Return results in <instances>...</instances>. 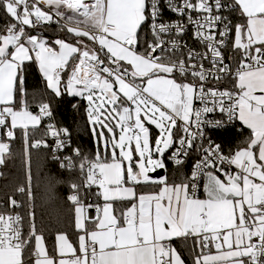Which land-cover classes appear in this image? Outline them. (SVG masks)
<instances>
[{"label": "snow or ice", "instance_id": "1", "mask_svg": "<svg viewBox=\"0 0 264 264\" xmlns=\"http://www.w3.org/2000/svg\"><path fill=\"white\" fill-rule=\"evenodd\" d=\"M0 7L10 18L0 32L4 136L15 139L19 128L27 137L41 115L52 117L48 103L40 105L37 115L28 111L23 69L25 62L35 61L55 96L67 92L87 100L91 130L107 154L88 159L73 149L78 162L61 160L62 169L77 170L82 180L70 185L68 197L74 205L77 243L57 234L51 255L36 231L33 212L26 236L19 214L0 213V264H185L170 241L190 236L198 238L201 248L217 250L216 255L196 256L194 264H264V0H0ZM165 8L179 19L164 21ZM225 10L229 15L238 10L243 22L233 24ZM45 24L57 25L64 36L50 44L42 32L29 31ZM189 25L208 51L188 50L186 57L173 59L187 47L178 38ZM143 28L150 29L152 39L141 52ZM230 34L233 50H242L233 89L206 88L209 78L221 81L232 74L221 51ZM204 60L212 67L205 69ZM174 73L182 77L179 82ZM196 101L202 107L194 108ZM216 111L229 120L235 116L251 130L246 146L225 155L209 139L207 147L200 144L201 160L185 182L154 180L149 173L164 167L166 150L176 146L172 158L182 163L197 140L205 139V126H225L224 121L206 119ZM150 126L159 130L155 140ZM48 133L55 137L57 152L71 147L67 128L49 125ZM32 147L47 144L34 141ZM9 152V142L0 139V165ZM53 158L60 160L55 153ZM25 163L31 200L30 157ZM202 175L207 178L206 199L196 195ZM148 184L160 185L159 191L137 195L136 187ZM92 187L100 190L95 195L102 205L81 198L82 190ZM125 201L130 206L114 207ZM9 204L20 206L12 198ZM93 206L101 215L89 228L85 210Z\"/></svg>", "mask_w": 264, "mask_h": 264}, {"label": "trees", "instance_id": "2", "mask_svg": "<svg viewBox=\"0 0 264 264\" xmlns=\"http://www.w3.org/2000/svg\"><path fill=\"white\" fill-rule=\"evenodd\" d=\"M234 24L243 22L240 13L237 10L231 14ZM10 18L0 7V32L4 31L5 26L9 23ZM32 33L41 34L52 43L56 38H62L64 32L57 28V25L48 26L45 24L39 30H29ZM147 28L141 31V44L139 51H143L146 42L149 40ZM232 46V44H231ZM66 78V75H65ZM235 82V81H234ZM63 84V83H62ZM23 86L26 89V99L28 110L38 112L42 103H48L52 110L51 119L61 128H67L71 133V147H66V153H71L75 161H79V157L74 156L73 149H79L80 153L88 158L93 159L97 155L98 147L102 145L97 136L92 132V125L88 118V102L82 97L69 95L64 92L57 97L52 90L47 88L45 78L39 70L38 63L35 61L25 62L23 69ZM63 91V89H62ZM75 105L76 107H73ZM47 117H41L40 124L27 130V137L24 131L17 128L15 130V139L9 142L10 152L5 154L4 163L0 165V212H8L11 210L9 199H15L19 207H13L12 210L17 211L22 217L23 234L26 236L29 232L30 221L29 213L35 214V228L38 234H42L47 248L53 251L56 236L59 233H67L71 238L75 239L78 235V229L75 224L74 205L68 199L72 195L70 185L72 183L80 184L82 180L80 173L73 170H64L61 168V160L65 155H55L60 160L54 159V152L51 141L47 136ZM158 130L152 126L151 136L155 139ZM107 133V132H106ZM213 136L221 144L225 152L236 150L246 146V141L251 134V130L239 125L234 127L213 130ZM108 135V133H107ZM34 141H43L47 147H32ZM194 149V148H193ZM164 155V164L166 168L165 177L170 183L185 182L192 170L193 162L196 155L193 153L186 162L178 167H172L168 162V155L171 149ZM27 153V156H26ZM30 157L31 168V193L32 198L27 195L28 181L26 177V158ZM24 186L25 193H20L17 189ZM147 185L137 186L141 191L145 190ZM96 187H92L87 193L82 190V196L92 198V204L102 205L103 201L95 195ZM204 196V192L200 197ZM118 202L115 207L122 205ZM92 222V220H89ZM198 238L190 236L187 238H179L173 241L175 248L181 253L186 264H194V258L200 255L204 250L198 244ZM35 242L29 246L34 247ZM214 248V246H209ZM207 248V249H209ZM30 255L26 252V257Z\"/></svg>", "mask_w": 264, "mask_h": 264}, {"label": "built area", "instance_id": "3", "mask_svg": "<svg viewBox=\"0 0 264 264\" xmlns=\"http://www.w3.org/2000/svg\"><path fill=\"white\" fill-rule=\"evenodd\" d=\"M162 2H163V0H162ZM229 2H230V0H229ZM224 14L229 15L227 10H225ZM231 14L229 15V19H231L232 23L234 24V20H233ZM163 19H164V21H176L177 19H179V17L175 13H172V12L168 11L167 8H165L164 13H163ZM194 32H195L194 27L192 25H189L188 30L184 33V35L182 37L178 38L180 41H182L184 44H186L187 47L182 52H176L175 55L172 57L173 59H179V58L186 57L188 50H194L197 53H204V52L208 51L202 43H200L198 40H196L194 38ZM147 33H148V36H150L148 41H150L152 39V36H151L150 29H148V28H147ZM232 36L233 35L230 34L229 38L226 40L227 47H224L221 49V51L223 52V55H224V62L231 66L232 74L226 76L221 81H213V80H211V78H209V81L206 83V88L217 87L221 90H223V89L232 90L233 89L234 84L232 86H231V84L233 83V81H235V71H236V68L239 66V62L241 59L240 53L242 50H236V51L233 50V48L231 47ZM165 39H171V37H165ZM210 55L211 54L209 53V56ZM203 64H204L205 69L212 67L209 60H204ZM173 75L178 79V82L180 79H182V77H179L178 74L174 73ZM191 79H192L191 77H188L189 81ZM185 82H187V81H185ZM209 106H211V105L209 104ZM200 107H202L201 103L199 101H196L194 104V108H200ZM41 117H46V116L41 115ZM206 119L208 121H224L225 126L215 127L212 124H208L207 126H205L203 129L205 139L203 141L197 140L196 147L194 149L189 150L187 156L181 157L182 163L178 164L175 162V159L172 158L173 152L175 151L176 146H173V148L171 149V153L168 155L169 164H171L172 167H178L179 165L186 162L188 160V158H190V156L192 155V150H193L194 151L193 153L196 155V158H195V161L193 162V165H192L190 177L194 171L195 165L197 164L198 161L201 160V157H202V152L199 150L200 144L203 143L204 147H207V141L209 139L211 141H213L214 143L220 144L217 141V139L215 138V136H213V134H212L213 130H220L223 128L234 127L235 125H239V123H240V120L238 118H236L235 116L231 120H229L226 113H220L218 111L208 113L206 116ZM46 125H47V136H48V139H50V141H51V146L53 148V152L56 153V155L57 154L62 155V156L65 155V157H72L73 158V155L71 153L64 152L66 148L57 152L56 148H55V137H53L50 133H48V126L49 125H54L58 129H62V128L59 127L57 124H55L51 118L48 119V122L46 123ZM0 139H4L8 142L7 137L4 136V129H2V128H0ZM224 154L227 155L228 153L225 152V150H224ZM229 170H231L232 172H235L236 171L235 166H231V168ZM215 174L220 176V177H224L219 172H216ZM204 181H205V176H203V175L200 176V178L197 181L196 195L198 197H200L202 194ZM189 191L191 192V185H190ZM83 200L86 204L92 205V198H89V199L83 198ZM12 208L13 207H11V210H8V212H0V213L19 214L17 211L12 210ZM19 216H21V215L19 214ZM21 223H22V221H21ZM22 230H23V225H22Z\"/></svg>", "mask_w": 264, "mask_h": 264}, {"label": "crops", "instance_id": "4", "mask_svg": "<svg viewBox=\"0 0 264 264\" xmlns=\"http://www.w3.org/2000/svg\"><path fill=\"white\" fill-rule=\"evenodd\" d=\"M47 8V6H45V9ZM33 35H39V34H37V33H32ZM51 44V43H50ZM58 47V46H57ZM38 67H39V65H38ZM66 78H67V76H66ZM65 78V79H66ZM63 83V82H62ZM62 85L63 84H61V89H63V87H62ZM257 95H261L262 93H260L259 91L256 93ZM41 122V121H40ZM242 124H243V122L242 121H240ZM243 126H245V127H247L246 125H244L243 124ZM98 127V126H97ZM105 135H106V137H107V133L105 132ZM99 153V155H100V157H101V159H104L105 157H106V152H105V150H104V147H103V144L100 146V147H98V150H97V154ZM163 179H165L166 177H165V175H164V177H162ZM162 178H159V179H157V178H153L154 180H162ZM221 179H224L225 177H220ZM167 179V178H166ZM167 182H168V179H167ZM180 183H182V182H179V183H170V182H168V184L169 185H172V184H180ZM206 183H207V178H206V176H205V181H204V184H203V192H204V196L203 197H198V198H200V199H206L207 198V194H206V192H205V185H206ZM159 188H160V185H158V184H148L147 186H146V189L145 190H141V191H139L137 188H136V191H137V195H139V194H147V193H156V192H158L159 191ZM96 190H97V192L98 191H100L97 187H96ZM83 198H86V197H83ZM82 198V199H83ZM86 199H89V198H86ZM102 199V198H101ZM103 201V200H102ZM130 204H131V202H129V201H125V202H123L122 203V205H120V206H118V207H116L117 208V210H119L120 208H122V207H125V206H130ZM92 205H97V204H92ZM114 207H115V205H114ZM90 208H94L95 209V216H94V218L93 219H91V218H89V220H92V222H89V220L88 221H86V224H87V226L89 227V228H93V227H95V222H96V219L101 215L100 213H98L97 212V210H96V208L93 206V207H89V208H86V210H85V215L86 216H88L89 217V210H90ZM75 224H76V219H75ZM60 234V233H59ZM63 234H65V233H63ZM66 235H67V237H68V240L71 242V243H73V245H75L76 243H77V236L75 237V239H73V238H71L67 233H66ZM176 239H179V238H173L171 241H170V244H171V246L173 247V248H175V246H174V244H173V241L174 240H176ZM44 244H45V246L47 247V245H46V242H45V239H44ZM56 246H57V236H56V241H55V245H54V249H53V251L52 252H50L49 250H48V248H47V250H48V252H49V254H51V255H55V249H56ZM176 249V248H175ZM177 250V249H176ZM178 251V250H177ZM179 252V251H178ZM180 255H181V253H179ZM201 254H205V255H216L217 254V250L215 249V247L214 248H209V249H204V250H202L201 251V253H200V255ZM181 258L183 259V257H182V255H181ZM184 260V259H183ZM185 262V261H184ZM186 264V263H185Z\"/></svg>", "mask_w": 264, "mask_h": 264}, {"label": "water", "instance_id": "5", "mask_svg": "<svg viewBox=\"0 0 264 264\" xmlns=\"http://www.w3.org/2000/svg\"><path fill=\"white\" fill-rule=\"evenodd\" d=\"M62 87H63V85H62ZM172 148L173 147H171L170 149H172ZM165 173H166V168L164 166L163 168H160V169L155 170L154 172H151L149 175L152 178L159 179V178L164 177ZM94 216H95V209L94 208H90V210H89V218L93 219Z\"/></svg>", "mask_w": 264, "mask_h": 264}, {"label": "rangeland", "instance_id": "6", "mask_svg": "<svg viewBox=\"0 0 264 264\" xmlns=\"http://www.w3.org/2000/svg\"><path fill=\"white\" fill-rule=\"evenodd\" d=\"M233 39H234V35L232 36V42H233ZM232 42H231V44H232ZM232 47V46H231ZM144 51V50H143ZM142 51V52H143ZM234 84V81H233V83L231 84V86ZM28 111H30V110H28ZM33 115H37V114H39L38 112H32V111H30ZM154 128H155V126H153ZM151 128H152V126H150V132H151ZM158 130V129H157ZM106 132V131H105ZM158 135H159V130H158V132L156 133V136L158 137ZM97 136V135H96ZM97 137H99V136H97ZM105 137H106V135H105ZM156 137V138H157ZM151 138H152V136H151ZM155 138V139H156ZM155 139H153V140H155ZM170 149V148H169ZM169 150H166L165 152H164V154H163V163H164V155L168 152ZM155 158H157L156 156H154V159ZM164 166H165V164H164ZM158 169H160V168H158ZM157 170V169H156ZM150 174V173H149ZM163 179V178H162Z\"/></svg>", "mask_w": 264, "mask_h": 264}]
</instances>
